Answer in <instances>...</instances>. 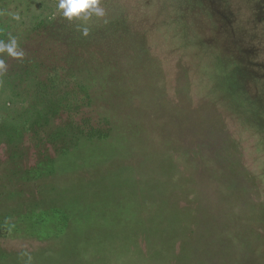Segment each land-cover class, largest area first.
Listing matches in <instances>:
<instances>
[{"label":"rangeland","instance_id":"rangeland-1","mask_svg":"<svg viewBox=\"0 0 264 264\" xmlns=\"http://www.w3.org/2000/svg\"><path fill=\"white\" fill-rule=\"evenodd\" d=\"M58 3L0 0L24 52L0 55V124H18L0 139V264H264V121L235 92L249 132L213 90L195 47L234 59L210 9L197 23L170 0H100L70 47L50 38ZM252 64L241 49L235 69Z\"/></svg>","mask_w":264,"mask_h":264},{"label":"trees","instance_id":"trees-1","mask_svg":"<svg viewBox=\"0 0 264 264\" xmlns=\"http://www.w3.org/2000/svg\"><path fill=\"white\" fill-rule=\"evenodd\" d=\"M171 4L169 6L177 5L176 8L182 10L185 8L187 12L192 13V20L202 21L201 17H196L192 11L194 8H206L210 9V15L207 17L208 21H211L215 27H217L214 32L217 34L220 28L222 33L225 34V39L221 40L223 43L226 42V56L234 59L233 66H225L222 64L219 59H216L215 54L212 49H208L203 43L197 45L196 52L198 58L203 61V67L207 76L210 78L213 83V90L217 93L218 87H227V95H224V101L227 102L229 112H233L240 121L242 120L245 124H248V127L251 132L254 127L250 126L251 119L244 116L243 112L239 114L236 110V106L233 105L230 101L233 94L236 92V104L246 103L249 107H253L252 115L253 118L257 121H264V67L261 65L260 71L254 70V66L249 65L248 69L252 70L243 76H241L239 70L235 69V65L240 56V50L244 49L248 52V56H264V0H170ZM242 10V11H241ZM179 17V14H178ZM205 17V16H202ZM241 20L243 21H240ZM198 20V21H197ZM24 23V22H21ZM30 24V22L26 23ZM52 30L50 31L51 39L64 42L61 35H65L66 40L69 42L70 47H74L77 41L82 40L83 27H89L87 25H82L81 23L76 24L75 19L72 21L67 20L64 17L57 20L56 23L52 24ZM243 27L241 28L240 27ZM44 23L38 22V25L35 26V31L39 30V27H43ZM75 28H80V30H75ZM31 29H33L31 27ZM214 29V28H213ZM100 32V31H99ZM90 35V33H88ZM9 34H6L4 24L1 22L0 18V41L7 42L9 39ZM220 37L217 38V40ZM89 44H84L86 46ZM231 45V46H229ZM67 48L61 46V54L67 59L69 65H72V62L69 61L70 54L75 53V56L78 54L75 49L69 52ZM85 50L89 51L85 48ZM90 54V53H89ZM1 55V53H0ZM1 59V58H0ZM3 60V59H2ZM250 64V63H249ZM240 67V66H239ZM3 74H0V82L2 81ZM11 76L8 77L10 80ZM243 86V87H242ZM250 88L256 90L258 95L254 98L250 97L249 92ZM222 95V94H220ZM234 97V96H233ZM257 98V99H256ZM256 99V100H255ZM263 99V100H262ZM234 102V101H233ZM261 102V105H260ZM47 103V102H46ZM247 106V107H248ZM209 109V108H208ZM215 113L212 111L210 121L214 119ZM212 116V118H211ZM241 116V117H240ZM14 122V121H12ZM33 125L35 127H40L38 120H33ZM0 139L5 141L6 144L12 143L18 137L16 130L18 124L15 123L13 126L10 124H5L2 126L0 124ZM260 131V132H259ZM259 134V136H258ZM258 134L255 133V137L258 136L259 149L257 150L258 154H262L261 160L262 163V175L264 178V128L258 127ZM55 139V138H54ZM262 151V152H261ZM261 167V166H260ZM262 179V178H261ZM263 181V179H262ZM251 188V187H250Z\"/></svg>","mask_w":264,"mask_h":264},{"label":"clouds","instance_id":"clouds-1","mask_svg":"<svg viewBox=\"0 0 264 264\" xmlns=\"http://www.w3.org/2000/svg\"><path fill=\"white\" fill-rule=\"evenodd\" d=\"M100 5V0H59L58 9L61 10V15L69 21L82 20L86 21L93 15L103 17L104 10ZM83 35H88V28L83 27ZM0 53H7L11 57H22L24 52L18 49L17 40L15 37H9L8 42L0 41ZM6 65L0 59V72L5 70ZM31 257H29V260Z\"/></svg>","mask_w":264,"mask_h":264}]
</instances>
